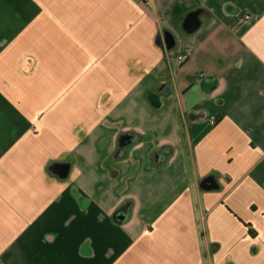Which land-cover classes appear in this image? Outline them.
Wrapping results in <instances>:
<instances>
[{"label": "crops", "instance_id": "0c3cea01", "mask_svg": "<svg viewBox=\"0 0 264 264\" xmlns=\"http://www.w3.org/2000/svg\"><path fill=\"white\" fill-rule=\"evenodd\" d=\"M0 264H264V0H0Z\"/></svg>", "mask_w": 264, "mask_h": 264}, {"label": "built area", "instance_id": "2783aa9c", "mask_svg": "<svg viewBox=\"0 0 264 264\" xmlns=\"http://www.w3.org/2000/svg\"><path fill=\"white\" fill-rule=\"evenodd\" d=\"M181 59L182 60H185L186 59V56H182ZM210 120H211L212 123H215V121H216L215 117H211Z\"/></svg>", "mask_w": 264, "mask_h": 264}, {"label": "trees", "instance_id": "16d2710c", "mask_svg": "<svg viewBox=\"0 0 264 264\" xmlns=\"http://www.w3.org/2000/svg\"><path fill=\"white\" fill-rule=\"evenodd\" d=\"M149 100L152 102V103H155L154 102V96L152 94H149Z\"/></svg>", "mask_w": 264, "mask_h": 264}]
</instances>
